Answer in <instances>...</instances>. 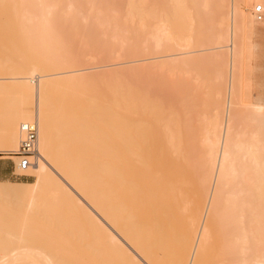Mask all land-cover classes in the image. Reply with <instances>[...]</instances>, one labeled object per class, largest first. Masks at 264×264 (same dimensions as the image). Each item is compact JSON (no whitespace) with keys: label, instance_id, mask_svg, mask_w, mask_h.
<instances>
[{"label":"bare ground","instance_id":"bare-ground-1","mask_svg":"<svg viewBox=\"0 0 264 264\" xmlns=\"http://www.w3.org/2000/svg\"><path fill=\"white\" fill-rule=\"evenodd\" d=\"M262 1L0 0V264H264Z\"/></svg>","mask_w":264,"mask_h":264},{"label":"rangeland","instance_id":"rangeland-1","mask_svg":"<svg viewBox=\"0 0 264 264\" xmlns=\"http://www.w3.org/2000/svg\"><path fill=\"white\" fill-rule=\"evenodd\" d=\"M263 48H264V44H263ZM256 56V57H255ZM254 57H255V60H257V61H255L254 60V58H253V60H252V66L254 65H256L254 68H253V73H252V75H251V78H253V79H255L257 82H259V84L261 83V85H262V87H263V90L261 89V92L260 93H263L264 94V84H262V82L261 81H263L264 80V49H262V47H261V49H260V52L259 53H257L256 52V54L254 55ZM147 58V57H146ZM257 58V59H256ZM125 58H123L122 59V61L120 60V62H121V64L123 63H125V62H127V63H129L130 62V60L131 61H133L134 59H130V60H128V59H125V61L123 62V60H124ZM144 59H145V57H144ZM135 60H143V57L141 56L140 57V59H139V57H138V59H135ZM256 64H255V63ZM114 62H112L111 64L109 63V62H107V63H104L103 65H105V66H107L108 64V66H112L113 67V64ZM149 63V64H148ZM254 63V64H253ZM122 64V68H121V65H120V69L118 68V67H116V66H114L113 68H117L118 70H126V69H129V70H131L130 68H133V69H136V67H138V66H153V65H156V63L154 64V62L153 61H148L147 63H145L144 62V64H143V62H139V63H129V64H131L130 66H129V64H127L126 65V63L123 65ZM138 64H140V65H138ZM148 64V65H147ZM92 67L94 66L95 68H98L97 70H96V72L99 70V72H103V71H106V69H102V64H98V65H94V64H90ZM88 65H86V67H87ZM104 66V67H105ZM110 66V68H108L109 70H116V69H113L112 67ZM133 66H135V67H133ZM89 67V66H88ZM257 67V68H256ZM255 69H257V70H255ZM98 73V72H97ZM143 75L144 74H142V76H139V78L140 79H138V81L139 80H145V78H143ZM162 75V76H161ZM165 74H162L161 72H158V71H155V75H152V80H153V86H154V92L156 93H154L156 96L158 95V96H162V98L163 97H168V94L170 93V92H172V93H170V100H174V99H177V97H175L174 96V94H176L175 92H177L178 93V96L180 97V91H178V90H180V87H179V84L178 83H180V85H181V82L182 81H176V79H180L181 80V78H177L176 77V79H175V77L173 78V77H169V76H167V77H169V79L167 80H165V78H167V77H165L164 76ZM257 78H255L254 76ZM155 76V77H154ZM144 77H146V78H148L146 75H144ZM161 77H165V78H161ZM179 77V76H178ZM151 78V77H150ZM174 79V80H173ZM190 79V78H189ZM188 79V80H189ZM260 79V80H259ZM170 80V81H169ZM175 81H176V83H177V85H178V87H179V89L176 87V83H175ZM141 82V81H140ZM143 82H145V81H143ZM142 82V83H143ZM264 82V81H263ZM191 83V82H190ZM170 84H171V87H173V89H169V87H170ZM191 85V84H189L188 83V81H187V78L184 76V88L185 89H187L186 87H185V85ZM261 85H260V87H261ZM257 85H254V88H253V90H251V94L253 95H256L255 94V92H257V94L259 93V89H257L258 87H259V85H258V87H256ZM170 87V88H171ZM190 87H192V86H190ZM175 88H177L178 90H176ZM254 89H256V90H254ZM169 91V93H168V91ZM173 90H174V93H173ZM254 91V92H253ZM165 93H167V96H166V94ZM185 94V93H184ZM176 96H177V94H176ZM173 97H174V99H173ZM178 97V98H179ZM179 101H180V98H179V100H175V102H177V105H178V103H179ZM8 154L9 153H7V152H3V151H0V180H11V181H17V182H21V181H30V182H32V181H34V178L32 177V176H27L26 174L24 175V176H18V175H16V173H17V171H16V168H15V162L13 161V159L12 158H9L8 157ZM50 202H48L49 204H51V202L53 201H51V200H49Z\"/></svg>","mask_w":264,"mask_h":264},{"label":"built area","instance_id":"built-area-1","mask_svg":"<svg viewBox=\"0 0 264 264\" xmlns=\"http://www.w3.org/2000/svg\"><path fill=\"white\" fill-rule=\"evenodd\" d=\"M253 12L257 20L262 19L264 16V1L257 3L254 7ZM20 131L22 134V138L20 139L18 150L15 153L18 157L17 168L19 170L16 175L24 176L25 174L22 172L32 164L29 157L33 152L37 136V128L35 122L21 123Z\"/></svg>","mask_w":264,"mask_h":264}]
</instances>
